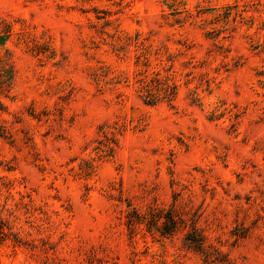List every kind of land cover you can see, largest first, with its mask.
Masks as SVG:
<instances>
[{"label":"clouds","instance_id":"clouds-1","mask_svg":"<svg viewBox=\"0 0 264 264\" xmlns=\"http://www.w3.org/2000/svg\"><path fill=\"white\" fill-rule=\"evenodd\" d=\"M0 264H264V0H0Z\"/></svg>","mask_w":264,"mask_h":264}]
</instances>
